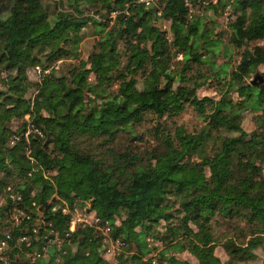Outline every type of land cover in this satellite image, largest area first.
I'll use <instances>...</instances> for the list:
<instances>
[{"label":"trees","instance_id":"1","mask_svg":"<svg viewBox=\"0 0 264 264\" xmlns=\"http://www.w3.org/2000/svg\"><path fill=\"white\" fill-rule=\"evenodd\" d=\"M137 1L59 0L69 12L49 15L41 0H0V240L11 236L8 264H31L19 256L40 251L42 233H31L40 222L67 231L65 204L110 222L128 253L108 262L99 237L77 229L74 249L33 264H190L192 257L196 264H254L264 248V86L247 82L264 67V49L251 45L264 40V0H189L193 10L205 6L204 18L233 6L228 44L238 63L229 72L212 62L202 70L221 43L183 0H157L155 11ZM86 26L98 37L87 63L45 74L50 63L77 57ZM37 67L42 74L32 82ZM210 82L221 84L219 98L198 99ZM186 105L204 126L196 133L159 129L161 147L145 160L111 153L104 161L78 144L81 137L113 143L149 116L166 124ZM246 111L255 116L252 132L242 128ZM17 210L28 219L11 228ZM237 220L248 230L236 238L214 227ZM22 236L28 241L18 243ZM147 238L163 248L147 249ZM221 242L225 261L214 253Z\"/></svg>","mask_w":264,"mask_h":264},{"label":"rangeland","instance_id":"2","mask_svg":"<svg viewBox=\"0 0 264 264\" xmlns=\"http://www.w3.org/2000/svg\"><path fill=\"white\" fill-rule=\"evenodd\" d=\"M42 4L46 7L48 14L52 15L54 11H68L69 8L66 6V2L61 5H58L59 0H41ZM215 3L216 0H209L207 2ZM204 5V3H203ZM155 6L149 7L154 8ZM203 7H197L192 12V16L194 18L200 17V22L203 24H207L209 28L212 29L213 35H217L215 39H218L221 43V47L219 48L216 55L213 56L210 60H205V64L201 67L203 71L210 68L209 66L213 63V67L215 70H222L225 72H229L231 69H234L236 64L238 63L236 50L228 44V40L231 34L229 24L235 19L233 15V6L226 10V7L217 9L215 15L202 17ZM69 12V11H68ZM208 12V11H207ZM159 16V14H158ZM159 27L164 29V24L160 21L156 23ZM164 26V27H163ZM85 29H81L79 32V36L82 37V41L78 44L76 52L77 57L63 59L61 61L50 63L48 69L44 72L48 74L51 71L57 72L58 75L66 74L71 68L77 66L79 63H87L88 57L91 55L94 50L95 42L98 40V37L93 35L92 31L89 27H84ZM165 30V29H164ZM251 45H257L264 49V40L262 41H254ZM177 57H174V65H177ZM46 61V60H45ZM121 63H124V58L120 59ZM210 62V63H209ZM212 62V63H211ZM89 68L88 65H86ZM41 68L37 67L29 73V80L35 82L39 79L41 73ZM264 67L253 69L252 73L249 75V79L247 80L252 86L263 87L264 86ZM209 76H214L208 73ZM91 74L88 77V81L94 82V77ZM138 82L137 89L142 88V79L140 76L135 78ZM225 80L220 81L221 84ZM209 82V81H208ZM221 84H216V82L207 83L206 86L202 87L200 90L196 92L197 98L202 99L205 97L214 98L217 100L219 98V93L216 90V87ZM117 86L113 87V90L116 89ZM35 91L30 90L27 94V97L30 96V100H33ZM29 118L28 115L25 116L24 120L27 121ZM162 125V126H161ZM204 126V119L200 113H198L192 106L186 105L184 111L177 117H174L171 120H168L166 124L162 121H158L154 116H149L143 123L137 125L135 127L134 133L131 135L124 134L123 137L116 139L113 143L105 144L101 143L100 140L87 139V138H79L78 144L81 148L91 151L93 155L104 160V161H112V157L109 155L111 153L116 154L119 158L123 159L125 154H129L131 156H136L140 160H145L149 156L150 153L159 150L161 145L159 143L158 137L160 135V130L166 129L171 130V134L175 132L176 129H183L187 133H196ZM255 116L251 112H245L242 119V128L246 132H252L256 128ZM159 127V128H158ZM158 128V129H157ZM167 133V132H166ZM108 148H113L108 149ZM50 179V178H48ZM8 190V189H7ZM79 213V212H78ZM5 223L0 220V227H2ZM217 230L224 231L228 237H239L245 234L248 230L247 225L241 221H227L224 223V226H214ZM223 241V240H222ZM221 243L217 244V247L214 251L215 255L221 260L225 261L227 259V255L223 251L221 247ZM73 249L75 248L74 243H72ZM147 247V246H146ZM163 248V247H162ZM148 249V248H147ZM130 251V250H129ZM134 251L131 249V252ZM158 250L156 249V252ZM35 252V251H34ZM130 252V253H131ZM159 252V251H158ZM157 252V253H158ZM30 252L22 251L20 253V258L24 260L26 258L25 254ZM127 254L126 248L124 249L122 254ZM32 255L35 253H31ZM173 254L180 259L184 256L183 251L175 250ZM258 259L254 262V264H261L264 261V248L257 250ZM104 259L108 262H114V260H109L110 258L105 257ZM190 264H196L195 258L192 257L189 259Z\"/></svg>","mask_w":264,"mask_h":264},{"label":"built area","instance_id":"3","mask_svg":"<svg viewBox=\"0 0 264 264\" xmlns=\"http://www.w3.org/2000/svg\"><path fill=\"white\" fill-rule=\"evenodd\" d=\"M157 0H138L137 3H142L146 7H156ZM184 6L188 9L189 13L192 14L193 8L192 4L189 0H183ZM231 5L226 6V10L230 9ZM117 12H111L110 17L115 18ZM89 16L92 17L96 21H101V17L95 13H89ZM164 27V26H163ZM85 28H82V30ZM165 29V27H164ZM27 135V134H26ZM7 191H10L8 188ZM19 199V198H18ZM63 214L71 215L70 224L65 233H59L51 228L49 224L47 228L44 227V222H40L41 227H34L31 231L32 235L37 238L38 233H42L41 235V249L39 252L35 254L26 253V258L23 261L30 260V263L33 264L35 261L46 259L51 251L56 254L58 260L61 255H65L67 253V249H73L72 247V234L77 230H90L93 235L98 236L101 244L104 249V256L109 257V260H115L120 254L123 253L125 249L124 243L119 239L113 237V228L110 226V222L104 221L101 218L89 215L86 216L84 214H80L78 212L71 213L68 206L65 204L62 209ZM25 217L28 219L22 211L17 210L11 216L12 224L11 228H17L19 226L20 218ZM43 225V226H42ZM8 240L11 241V236L9 233H6L4 239L0 240V264H8L7 253L9 252ZM28 237L22 236L17 238L18 243L27 242ZM146 246L148 249L156 248L158 251L162 249L161 242H153L150 238L145 240ZM157 251V252H158ZM151 264H158L155 260L151 262Z\"/></svg>","mask_w":264,"mask_h":264},{"label":"water","instance_id":"4","mask_svg":"<svg viewBox=\"0 0 264 264\" xmlns=\"http://www.w3.org/2000/svg\"><path fill=\"white\" fill-rule=\"evenodd\" d=\"M152 10H153V11H155V7H154V8H152ZM45 60H46V58H42V59H41V62H42V63H44V62H45ZM49 206H50V205H48V206H47V208H48Z\"/></svg>","mask_w":264,"mask_h":264}]
</instances>
